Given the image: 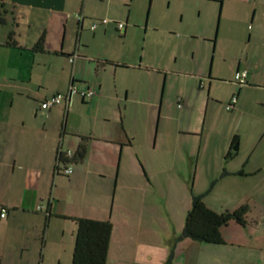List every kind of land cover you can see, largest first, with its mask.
<instances>
[{"label": "crops", "instance_id": "0c3cea01", "mask_svg": "<svg viewBox=\"0 0 264 264\" xmlns=\"http://www.w3.org/2000/svg\"><path fill=\"white\" fill-rule=\"evenodd\" d=\"M91 1H1L7 13L0 54L18 53L3 45L12 33L32 60L27 75L3 74L11 80L12 94L10 107L0 113V213L6 212L0 216V264H70L75 225L67 226L65 221L73 222L59 216L111 223L106 264H167L169 257L171 264H264V156H252L262 149L264 111L249 112L250 140L242 153L240 122L220 132V140L210 145L205 137L212 132L214 117L207 119V112L211 107L216 115L210 103H222L217 100L225 80L219 67L211 66L207 79L194 75L199 89L207 88L198 105L205 110L200 119L185 92L172 93L171 69L145 63L144 55L137 61L135 50L105 48L109 23L122 22V29L115 27L123 33L130 29L131 9L123 19L116 17V2L127 0H106L105 6L88 8ZM215 1L220 2L215 36L229 37L237 53L231 60L224 55L220 62L228 76L248 70L246 84L238 85V91L231 88L223 103L226 108L236 95L229 111L240 117L245 106L240 97L264 90V0ZM153 2L149 0V8ZM150 16L145 32L163 31L151 25ZM100 18L109 22L91 30L90 24ZM87 19L91 37L83 33ZM40 38L43 50H30ZM46 53L65 55L69 65L37 59ZM11 64L18 68V63ZM18 82L25 83L18 87ZM71 83L91 87L95 94L88 99L70 95L48 109L39 108L41 101L66 94ZM230 83L234 85L233 75ZM196 99H203L201 93ZM186 115L188 124L182 126ZM80 146L85 148L83 157L66 163L71 172L63 173L57 152L74 154ZM200 182L203 187L197 188ZM191 194L202 196L217 212L248 206L245 225L230 222L223 227L224 244L181 237ZM64 226L70 229V239Z\"/></svg>", "mask_w": 264, "mask_h": 264}, {"label": "rangeland", "instance_id": "374dc122", "mask_svg": "<svg viewBox=\"0 0 264 264\" xmlns=\"http://www.w3.org/2000/svg\"><path fill=\"white\" fill-rule=\"evenodd\" d=\"M94 1L92 0L91 2H87V7L91 8L92 6L95 7V5H97V7L101 5L105 6L106 3V0H98V3L96 4H94ZM116 4L118 12L116 17H119L120 19H123L126 11L131 9V20H128V26L130 29L125 30L123 33L116 30L115 23H109L111 31L107 32L105 36V48L111 47L114 49L116 46L128 51H130V49L132 51L135 50L138 51V56L136 57L137 61H139V58L144 55V57L142 56V60L145 59V63L149 65L153 64L155 66L160 65L161 67L171 69L170 71H173V74L170 75L169 73L168 76L169 79L171 78L173 86L175 84V89L172 91V93H175L177 90H181L182 93L185 92V95L190 97L191 105H193V108L195 109V112H197V115L200 119L204 117L205 110L203 106L198 108V105L199 103H203L207 88L205 86L204 88L199 89L194 75L200 73L202 79H207L206 75L209 72L210 67H219V73L225 76V78H223L225 80L220 82V94L218 93L220 99L217 100H221L222 103H210V106L212 105L216 109V115H212L210 107L207 112V119L214 117L213 120H211L209 126L211 127L212 132L208 135V137H205V141L208 140L211 145V143H214L215 140H220L221 137L219 136H221L223 130H226L232 124L239 125L240 122L238 133H242L243 136V140L241 142L242 153L245 149L244 146H246L244 145L245 142L249 143L250 140V137L246 139V136L249 134L247 130H249L250 125L248 114L249 112L257 113L259 111H264V90H251V94H246L247 96H241L240 94V99L243 98L245 103L243 114L240 117L239 114L236 116L234 110L230 112L224 108V99L231 96L230 89L234 88L236 91H238L239 86L235 83L234 85L230 83V76L233 74L230 73L228 76V70L225 68L223 62H220L224 55L226 58L231 60L234 59L235 55L237 54L235 52V47L229 46V37L221 36L218 39V37L215 36L219 30L218 19L220 14V2L215 0H154L150 8L149 0H140L135 2V4L134 2L130 3V0H127L126 2H123L122 5H118V2H116ZM148 14L151 15V25L157 26L159 29L162 28L163 31L151 30L145 32L144 22L146 15ZM113 20L117 19L115 18ZM89 23V19L85 20L83 33L91 37L92 32L89 29ZM132 25H134V27H132ZM169 26L172 29L165 31V29L169 28ZM4 28H6V26L0 25L1 31L4 30ZM170 32L174 34L177 33V35H174L173 37L167 35L171 34ZM23 34L25 33L23 32ZM214 41H217L215 46ZM94 45L96 46V44ZM91 46H93V44H91ZM11 52L14 54L13 57H5L4 55L0 54V113L3 110L8 109L11 105L10 97L12 94V85L11 80L8 78L9 76L3 77L5 71H14L18 74L24 72L25 75L31 71V52H23L20 49L17 51L18 53H14V51ZM37 59H40L41 62L53 61L58 66L69 65L65 55L60 53H46L43 55H38ZM1 62H3V64H10L7 66H2ZM12 62L13 64L14 62L18 63V68L14 67L11 64ZM161 77L163 78V75ZM18 78L20 80V77ZM32 81L35 83L36 79H32ZM24 83L25 82H18L16 84L18 87H20L21 85H24ZM198 89L201 91H198ZM199 93H201L203 99L198 102L196 97H198ZM193 99L194 101L192 102ZM39 100L40 99L38 98L37 102ZM175 108L176 105L174 104V107H172L170 110L172 115H175ZM197 108L199 112L196 111ZM185 109H187L186 106ZM189 115H186L187 117L185 116L186 122L181 121L182 126L183 124H188L187 120ZM201 124L202 120L199 121L198 128H200ZM169 129H171V126ZM192 138H194L193 140H197L198 136ZM256 139L257 137L255 138V142ZM166 141V143H170L168 138ZM259 146L262 149L254 150L252 154L253 157L264 156V141ZM196 150L197 146L195 147V151ZM183 154L186 155L185 151ZM171 155L172 154L168 156V159L171 157ZM165 157H167V155ZM200 187H203L202 182L197 185V188ZM65 222L66 223L64 224H67V226H69V224H74L70 223L69 221ZM65 229L67 232L65 238L70 239V229L67 230V227H65ZM159 235L160 233H158V236ZM71 254L72 252H70V256Z\"/></svg>", "mask_w": 264, "mask_h": 264}, {"label": "trees", "instance_id": "16d2710c", "mask_svg": "<svg viewBox=\"0 0 264 264\" xmlns=\"http://www.w3.org/2000/svg\"><path fill=\"white\" fill-rule=\"evenodd\" d=\"M1 1L2 0H0V25H4L6 23L7 12L3 10ZM12 35V33L8 34L3 45L15 49H23L18 46ZM41 45L42 38H40L30 50L42 51L43 49ZM241 70L246 71L244 82V84H246L248 70L240 69L235 72ZM235 72L233 73V76ZM233 82L241 86L234 80V78ZM226 105L227 103L225 104V107ZM226 110L229 111L231 108H226ZM84 153L85 148L80 146L78 150L72 154V157L69 158L71 160H68L64 157V153L59 150L57 152V162L64 166L66 163L75 162L77 159H81ZM64 168L65 166L62 171ZM57 170L59 169L57 168ZM248 213V206H241L234 210L217 212L210 209L204 203L202 196L191 194V204L185 215L181 237L190 238L208 244H224L225 242L222 238L221 229L227 226L230 222H235L241 226L245 225ZM59 217L70 220L75 225L74 243L70 264H106L108 244L112 231L111 223L108 220H97L85 217ZM167 264H171L170 257L167 260Z\"/></svg>", "mask_w": 264, "mask_h": 264}, {"label": "built area", "instance_id": "2783aa9c", "mask_svg": "<svg viewBox=\"0 0 264 264\" xmlns=\"http://www.w3.org/2000/svg\"><path fill=\"white\" fill-rule=\"evenodd\" d=\"M82 16H79V18H81ZM109 22V19L107 18H100L97 20H94L91 24H90V29L93 30L95 29L98 25L101 24H107ZM116 27L118 29H122L123 28V23L122 22H116ZM74 55H71L69 57V60L71 62H74ZM245 76H246V71L245 70H241V71H237L235 72L233 78L235 81H237L238 84L243 85L245 82ZM95 94V90L91 87H86L83 89L78 88L74 83H71L69 86V89L67 91L66 94H61V93H57L53 96H51L48 99L43 100L40 103V108L41 109H48L50 106L54 105V104H59L60 102H62L63 100H67L69 98L70 95H78L80 96L82 99H88L90 97H92ZM237 97L236 95H233L231 97L230 103L226 105V108H232L234 102L236 101ZM180 106V104L178 105ZM64 157L69 159L72 157V151L71 150H66L64 152ZM63 172L65 174H69L71 172V167L66 166L63 170ZM6 214L5 209L2 210V212L0 213L1 217H4Z\"/></svg>", "mask_w": 264, "mask_h": 264}]
</instances>
